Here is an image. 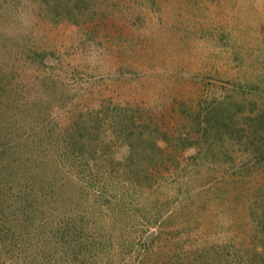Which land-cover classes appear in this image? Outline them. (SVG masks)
Masks as SVG:
<instances>
[{
	"label": "rangeland",
	"instance_id": "obj_1",
	"mask_svg": "<svg viewBox=\"0 0 264 264\" xmlns=\"http://www.w3.org/2000/svg\"><path fill=\"white\" fill-rule=\"evenodd\" d=\"M64 2L0 0V264H264V162L223 129L264 127V0ZM140 138L154 179L117 164Z\"/></svg>",
	"mask_w": 264,
	"mask_h": 264
},
{
	"label": "trees",
	"instance_id": "obj_2",
	"mask_svg": "<svg viewBox=\"0 0 264 264\" xmlns=\"http://www.w3.org/2000/svg\"><path fill=\"white\" fill-rule=\"evenodd\" d=\"M77 4V5H76ZM71 5H75V10H77L78 6L80 5H85L86 2L85 0H72V2H69V0H65L62 8L64 10V14L59 18L60 20H68L71 21L74 24L79 23L80 20L84 19L85 17L88 19H92V17L89 15V13H85L86 11H77L74 12L72 9ZM253 110L252 108L248 111V113ZM223 108H216L213 110L212 114L208 118H206V121L209 123V128H211V124L209 122V119H212L216 124L220 123V118L223 114ZM235 113H238V110L235 108ZM250 115V114H249ZM249 115L244 114V111H242V114L239 116V118L236 119L234 118V114L231 116L232 118V126H224L223 129H225L228 139L233 143V145L236 146H241L243 145L245 149H247L248 152L252 151L254 152L251 157L253 161L251 163L255 164L256 163H261L264 162V127H263V122H262V117L260 115H254L251 118H246L249 117ZM242 119V121H241ZM127 121V120H125ZM247 121V122H246ZM206 123V122H205ZM246 123V124H245ZM228 125V124H227ZM238 130L236 131V127ZM206 127V126H205ZM219 127V126H218ZM231 127V128H230ZM250 128V130L246 128ZM128 128V127H127ZM130 128V127H129ZM86 130V128L82 129ZM77 131V133H79ZM130 132V130H129ZM86 139V133L81 135L78 140L76 139L73 141H69V149H66L64 153H68L70 150L71 156L69 157V164L75 166V164L81 165L82 163L87 164L90 161V158H96L98 159L97 156V149H93V144H95L93 141L92 142V149L91 152L89 153V157L85 158L84 153V148H86L85 140ZM127 139V138H126ZM120 144H125L127 145V148L130 150L128 157L119 159L117 160V164L120 165L123 162L126 163H132L136 164L138 167H142L143 169V174L146 177H150L151 179H154V174H157V171L160 168H164L166 165V162L171 161L170 158H166L163 155V152L158 150L154 144L153 141L146 140L144 138L138 139L136 142H128V140L121 139ZM97 145V144H96ZM124 145V146H125ZM249 145V147L247 146ZM253 147L250 149V147ZM77 148V149H74ZM76 150V151H75ZM107 151H110V148H106ZM7 150H2L1 152L6 154ZM76 152V153H75ZM84 152V153H83ZM199 153V150L198 152ZM207 157V156H206ZM206 157L203 159L205 160ZM87 159V160H83ZM202 158V157H201ZM198 155H196L193 158V163H198ZM95 160V159H94ZM109 162L112 163V159H109ZM96 163V162H94ZM4 168L6 170L12 169L11 166L7 164H3ZM3 168V169H4ZM8 174V173H7ZM7 174H2L1 175H7ZM257 233V239L260 240L261 248H260V257L264 260V203L261 208V211L259 212V217L257 219V228L255 230ZM15 241H17L16 238H14ZM3 242H5L4 245H7L9 243L6 235L4 233H0V244L3 246ZM178 263V262H176Z\"/></svg>",
	"mask_w": 264,
	"mask_h": 264
}]
</instances>
